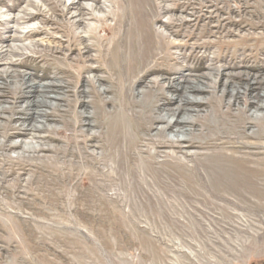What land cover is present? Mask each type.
I'll list each match as a JSON object with an SVG mask.
<instances>
[{"label": "rangeland", "instance_id": "374dc122", "mask_svg": "<svg viewBox=\"0 0 264 264\" xmlns=\"http://www.w3.org/2000/svg\"><path fill=\"white\" fill-rule=\"evenodd\" d=\"M31 1L46 14L8 23L18 27L15 35L23 36L8 42L20 53L5 56L17 65L4 66L13 76L5 89L8 96L0 100L13 110L0 118V264H264V189L234 191L229 181L247 179L227 173L225 161L244 154L242 142L257 141L233 138L221 145L212 141V123L205 118L188 126L192 133L184 140L183 134L174 136L172 129L178 126L157 133L160 115L175 120L160 111L162 96L175 94L161 85L141 100L142 70L136 64L137 81L125 78L130 56L125 33L136 21L135 11L148 20L146 29L177 45L169 50L174 58L159 64L164 74L150 76L154 80L207 64L202 55H220L225 61L234 56L236 62L245 55L249 67L264 64V0H140L139 10L127 0H61L62 8L74 2L102 18L86 20L85 27L64 25V18L50 10L51 0ZM21 8L36 10L23 0H0V19L21 15ZM111 9L117 11L109 17ZM5 26L0 22V37L8 35ZM31 28L34 32L24 36ZM152 40L158 43L156 34ZM58 41L62 46L90 45V54L101 60L87 64H100L104 70L82 73L85 61L77 60V53L67 60V50L56 52ZM8 43L1 44L7 48ZM202 72L213 78L211 71ZM18 73L29 83L52 80L70 91L66 101L51 102L58 109L47 110L53 112L48 121L36 122L43 121L46 129L9 137L18 121L6 119L23 115L26 105L18 99L24 91L18 89ZM81 86L88 91L84 96L76 93ZM122 87L130 90L124 96ZM105 88L113 94L103 93ZM240 106L254 116L264 113L247 103ZM113 109L115 117H105ZM251 120V126L242 120L237 130H264V119ZM112 133L124 137L114 144ZM260 142L264 149V139ZM258 181L264 186V176Z\"/></svg>", "mask_w": 264, "mask_h": 264}, {"label": "bare ground", "instance_id": "6f19581e", "mask_svg": "<svg viewBox=\"0 0 264 264\" xmlns=\"http://www.w3.org/2000/svg\"><path fill=\"white\" fill-rule=\"evenodd\" d=\"M23 1L29 5H33L36 10L34 12H28L25 8H21V15L12 17L9 20L0 19V22L6 25L5 27L7 28L8 32L6 37H0V100H3L8 96V94L5 92V89L9 90L10 86L8 78L13 76L11 69L8 70L4 66L13 68L17 65V63L14 61L5 60V56L8 54L20 53L18 50H15L14 47L9 45L8 42L22 39L21 37L23 36L15 35L16 32H19L18 27H9L8 23H25L34 17L46 14L45 10L37 7V5L31 0ZM92 1L94 3L99 2V0ZM60 2L61 0H51L49 8L54 14L64 18V25L65 22H67L70 25L85 27L86 20H102V18L95 16L91 12V8L87 6L80 4L76 5L74 2H70L69 4L64 5L65 7L62 8L63 2ZM127 2L131 8H136L137 10H139L142 5L140 0H127ZM71 9H75V11L71 12ZM116 11L117 10H115V12ZM115 12L111 9L107 16L110 17L112 14L115 15ZM68 14L70 15L67 16ZM132 16L136 19V21L128 27L125 33V35L128 36L127 38L130 37V40L127 39L130 56L127 57L126 67L128 69V73L125 72L126 81L129 83V81L134 78H136L137 81L139 74L133 69V65L136 64L138 65V68L142 70L139 77L140 80H138L139 89L137 91L138 95L141 97V100H148V97L152 92V88L161 87V85L165 86V90L175 94L174 98L161 95L163 102L159 106L160 111L164 110L166 114L174 115L175 120L168 121L166 115H160L155 119V122L162 124V126L157 129V133L162 132L164 129H172L174 126H178V129H172L174 132H176L174 136L183 134L185 137L181 139L184 140L187 139L186 137H189V135L192 133V129L188 128V126L199 125L201 120L205 118L210 120L212 123H208L209 132H213L215 135L212 141H216L221 145L229 144V139L233 141V138H243L252 142L257 141L255 144L242 142L240 147L245 150L244 154L236 158L229 156L225 161L226 163L228 162V166H226L228 170L227 173L233 172L239 175H244V177L247 179L245 181L238 182L229 181L228 184L234 191L239 193L245 190L257 193L261 192L264 189V186H259L258 180L264 176V149L262 146L263 144L260 142L262 139H264V130L260 129L247 132L244 129L238 131L237 128L239 127V123L242 120H248L247 124L251 126L253 123L251 119H264V113L254 116V113H247L245 106H240L241 104L244 105V103H247L248 106L257 110H264V64H261L260 66L253 65L252 67H249L246 64L248 59L245 55L237 60L238 62L234 61V56L231 57V61H225V58L220 55H214L212 57H208V55H202V60L206 59L207 64L194 67L186 66V68H184L187 69L185 72H167L166 74L168 75L166 77L163 76L162 78H157V80H154L150 78V76L164 74L162 70L163 68H161L159 64L164 62L169 57L172 59L174 58L169 50L173 47L175 48L177 45L166 43L164 35L161 32H158L154 29L150 30V27L146 29L148 20L144 17V14H140L135 11ZM48 19L50 21L53 20L51 18ZM116 21L117 23L109 26L110 30L116 27L118 20ZM262 27H264V25H262ZM34 30L35 28L28 29L24 36L32 34ZM39 30H41V28ZM154 34H156L158 37L157 44L154 43L153 40L151 41V36ZM249 39H255L256 41H259L262 38L250 36ZM59 41L64 43V41L61 39H59ZM60 42V46L56 52L62 53L67 50V52H69L66 56L67 60H73L74 55L77 53V60H80L81 62L85 61L86 65L81 68L82 73L101 72L104 70L100 64L95 66H90L87 64L93 61L98 62L101 60V57H95L90 54L92 51V47L90 45L84 44L83 47L79 48L75 45V43H72L71 46L70 44L69 46H62ZM1 43H8V45H6L7 48H5V45L3 46ZM65 70L66 73L70 75L68 69ZM205 70L208 72L211 71L213 78H211L205 72H202ZM197 71H201L200 74H196ZM17 76L19 77L18 89L24 90L21 92V95L18 97V99L26 101V105L23 111H20L23 115L19 116L18 118L11 117L10 119H6L7 122L18 121V125L13 127V132L9 135V137L28 135L33 131L46 129L43 121H41V125H37L36 122H38L39 118L48 121L50 117L53 116V112L47 110L58 109L57 106H53L51 102L57 101V103H59L61 101H66V90L70 91L69 89H65L67 87L66 85L54 81L52 82V80L49 83L39 85L36 82L29 83L25 79V76L21 73H18ZM123 78L124 76H122V79ZM98 80L103 83L108 82V78L106 77H98ZM86 81L88 82L87 79ZM125 89L126 87L123 88V96L125 92L130 91ZM60 90H62L61 94H59ZM49 92H54L59 95L54 97L52 95H48ZM113 92L114 90L112 88H105L103 90V93L106 94H113ZM76 93L84 96L88 93V91H86L83 86H81L80 90H78ZM189 94L193 96L190 97ZM147 100L143 102H147ZM111 101L113 102L112 99H110L109 102ZM1 103L2 102L0 101V105ZM83 103L85 104V102L82 101L81 104ZM204 106H208L211 109L204 110V108H202ZM141 107L142 111H144L145 106L141 105ZM234 110H236V112H233ZM12 111V108H7L1 105L0 118L2 117V112ZM116 113L117 111L113 109L112 111L105 112V117L109 115L114 118ZM86 115L85 117L88 119L90 116H88V114ZM25 123H28L27 127L23 126ZM72 123L73 121L70 122V124ZM88 123L84 124L88 125ZM97 126L99 127V125ZM250 126L247 128V130L250 128ZM218 129H221L222 131L219 133L217 131ZM112 134V137H114L115 141L113 140L111 142L114 144L117 143L119 139L124 137L122 135H115L114 133ZM228 134H231V136ZM37 137H41V135H38ZM98 137H100V135H94L91 138L97 139ZM129 138L131 139L132 136L128 135V141ZM179 139L177 138L173 140ZM18 146L21 145L18 144ZM235 184L237 186H235Z\"/></svg>", "mask_w": 264, "mask_h": 264}]
</instances>
